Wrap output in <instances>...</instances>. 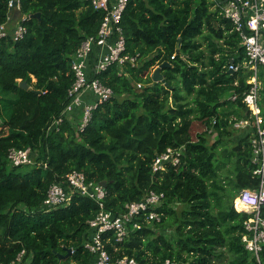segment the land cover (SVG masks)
I'll return each mask as SVG.
<instances>
[{
    "label": "trees",
    "instance_id": "trees-1",
    "mask_svg": "<svg viewBox=\"0 0 264 264\" xmlns=\"http://www.w3.org/2000/svg\"><path fill=\"white\" fill-rule=\"evenodd\" d=\"M8 1L0 0V25L14 17ZM17 1L27 31L22 39L9 34L0 42V115L5 116L0 123V131L5 130L0 137V264L93 261L83 244L92 233L87 221L97 213L96 202L75 193L68 205L42 208L49 186L72 170L83 172L87 181L105 183L104 205L114 215L149 190L164 193L156 208L160 221L141 217L140 229H130L120 242L111 232L103 234L112 258L220 264L224 248L228 264H251L254 257L241 237L252 212L238 211L233 202L242 188L256 183L249 163L252 131L232 124L249 115L242 97L250 71L228 69L231 61L242 63L245 52L220 13L219 0H129L120 26L125 51L137 55L136 62L88 73L111 87L113 95L80 132V108L58 129L48 128L68 102L72 56L97 33L103 12L86 0ZM35 13L39 18L31 17ZM163 63L164 79L154 82L151 70ZM258 79L264 125L262 69ZM232 94L234 101L228 99ZM194 119L213 128V144L203 134L191 138ZM231 129L238 132L235 143ZM169 146L184 148L179 163L153 172L154 157ZM27 147L34 163L12 165L9 149ZM176 204L182 206L179 212ZM260 212L264 217V205ZM261 257L264 262V247Z\"/></svg>",
    "mask_w": 264,
    "mask_h": 264
},
{
    "label": "built area",
    "instance_id": "built-area-1",
    "mask_svg": "<svg viewBox=\"0 0 264 264\" xmlns=\"http://www.w3.org/2000/svg\"><path fill=\"white\" fill-rule=\"evenodd\" d=\"M93 9L103 12V19L95 35L85 38L75 50L71 70L73 82L67 89L68 102L65 104L61 115L54 118L49 125V130L58 129V125L64 117H68L76 109L80 108L81 116L77 123V130L83 131L89 123L93 111L98 105L106 102L112 95L111 87L102 83L97 77H88L90 72L97 75L106 70L109 65L116 63L134 64L137 55H130L125 51V39L120 26L123 11L129 0H86ZM12 0L8 1L11 5ZM17 7L18 2H17ZM220 13L232 26V30L237 34L240 43L244 48L245 58L242 63L228 65L229 71H237L240 67L250 71V84L246 92L243 93L242 102L248 108V117L235 118L233 128L236 130L249 129L252 135L249 140L251 155L249 163L251 174L256 183L253 187L242 188L236 199L242 203L245 211L252 212L251 216L244 221V232L241 237L244 249L254 257L251 264H264L261 254L264 247V217L261 215L260 207L264 205V125L260 108L261 84L258 79L259 71L264 72V0H221L219 2ZM12 33L7 32L8 25H0L1 39L10 34L16 41L22 39L27 31L23 20L25 15L17 17ZM100 49L96 60L91 62L93 47ZM138 87L141 86L139 83ZM87 93L92 96L91 101H85ZM237 95L232 94L228 99L234 101ZM214 123V121H213ZM252 124V125H251ZM213 128L207 129L212 133ZM183 147H167L158 153L152 163V171L159 172L166 168L168 164L179 163ZM8 159L12 165L34 163L31 157V149L11 148L8 151ZM78 193L82 196L94 200L98 205L95 216L88 220V226L92 230L91 235L83 244L93 256V261L89 264H142L132 256L112 258L105 247L103 234L113 233L114 240L120 242L124 239L130 229H140V219L144 217L146 221H160V215L156 208L161 205L164 193L155 190L147 191L141 200L132 201L125 205L126 211L114 215L107 210L104 205L106 190L101 183L87 181L83 172L72 170L68 172L64 180L52 183L42 201V208L45 211L56 207L68 205L72 195ZM234 207L238 209L235 205ZM23 251L17 256L21 262ZM159 264H177L171 259H165Z\"/></svg>",
    "mask_w": 264,
    "mask_h": 264
},
{
    "label": "rangeland",
    "instance_id": "rangeland-1",
    "mask_svg": "<svg viewBox=\"0 0 264 264\" xmlns=\"http://www.w3.org/2000/svg\"><path fill=\"white\" fill-rule=\"evenodd\" d=\"M157 67V66H156ZM156 67H154L152 70H151V74H152V72H153V70L156 68ZM149 73H150V71H149ZM141 85H142V83H141ZM143 86V85H142ZM261 86H262V84H261ZM138 87V86H137ZM262 88V87H261ZM4 118H5V116L4 115H0V123L4 120ZM234 118V117H233ZM252 125V124H251ZM236 130H232L231 129V137H230V142L231 143H235L236 142V137L238 136V132H235ZM241 131V130H240ZM4 134H5V130H1L0 131V137H2V136H4ZM200 134H203L204 135V137H205V139H206V141H207V143L209 144V145H211V144H213L214 142H215V140H216V137H215V133H209L208 131H207V128L205 127V124L202 122V121H200V120H198V119H194L193 120V123H192V126H191V138L193 139V140H195V139H197V137H198V135H200ZM23 168V167H22ZM228 168V167H227ZM25 169V168H24ZM224 171H226V169L224 170ZM237 199L235 198V200H234V205L236 206V203H235V201H236ZM181 204H176L175 205V209L179 212L180 211V209H181ZM243 209V208H242ZM221 251H223L224 252V256H223V258H222V260H221V262H220V264H228V261H229V255H230V253H228L227 251H226V249H224V248H221L220 249Z\"/></svg>",
    "mask_w": 264,
    "mask_h": 264
},
{
    "label": "water",
    "instance_id": "water-1",
    "mask_svg": "<svg viewBox=\"0 0 264 264\" xmlns=\"http://www.w3.org/2000/svg\"><path fill=\"white\" fill-rule=\"evenodd\" d=\"M17 2H18L17 0H12L11 5H12V8H13V9H16V10L19 11V9H18V7H17ZM18 13H19V12H18ZM31 17H37V18H39V13L32 14ZM164 65H165V63H163V64L157 66V67L153 70V72H152V80H153L154 82L163 81L164 78H163V76H162V74H161V72H160V69H161ZM16 85H20V86H22V87L25 88V89L27 88V85H26L25 82L16 83ZM100 183H101V185L105 186V183H104V182H100ZM241 211H244V209H242ZM70 252H71V249H68V250H67V253H66L65 255H63V257H64V258H67V257L70 255Z\"/></svg>",
    "mask_w": 264,
    "mask_h": 264
},
{
    "label": "crops",
    "instance_id": "crops-1",
    "mask_svg": "<svg viewBox=\"0 0 264 264\" xmlns=\"http://www.w3.org/2000/svg\"><path fill=\"white\" fill-rule=\"evenodd\" d=\"M221 0H219V2H220ZM219 4V3H218ZM12 12H13V19H12V21L9 23V25H8V27H7V29H8V33H12V30L14 29V27H15V25H16V23L18 22V16H19V11L18 10H16V9H13L12 10ZM99 51H100V49L97 47L96 48V51H95V57H93V60H91V62H93V61H95L97 58H96V56H97V54L99 53ZM89 74H91L90 72H89ZM20 83V82H19ZM84 97V100L85 101H91L92 100V96L89 94V93H87L85 96H83Z\"/></svg>",
    "mask_w": 264,
    "mask_h": 264
},
{
    "label": "bare ground",
    "instance_id": "bare-ground-1",
    "mask_svg": "<svg viewBox=\"0 0 264 264\" xmlns=\"http://www.w3.org/2000/svg\"><path fill=\"white\" fill-rule=\"evenodd\" d=\"M235 203H236V207H237L238 209H242V208L244 207V206L242 205V203H240L238 200H236Z\"/></svg>",
    "mask_w": 264,
    "mask_h": 264
},
{
    "label": "clouds",
    "instance_id": "clouds-1",
    "mask_svg": "<svg viewBox=\"0 0 264 264\" xmlns=\"http://www.w3.org/2000/svg\"><path fill=\"white\" fill-rule=\"evenodd\" d=\"M19 8V7H18ZM152 75V74H151Z\"/></svg>",
    "mask_w": 264,
    "mask_h": 264
}]
</instances>
